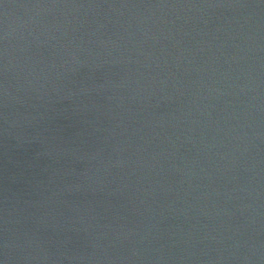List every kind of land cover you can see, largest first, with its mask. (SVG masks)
I'll return each instance as SVG.
<instances>
[{
    "label": "water",
    "instance_id": "1",
    "mask_svg": "<svg viewBox=\"0 0 264 264\" xmlns=\"http://www.w3.org/2000/svg\"><path fill=\"white\" fill-rule=\"evenodd\" d=\"M0 264H264V0H0Z\"/></svg>",
    "mask_w": 264,
    "mask_h": 264
}]
</instances>
